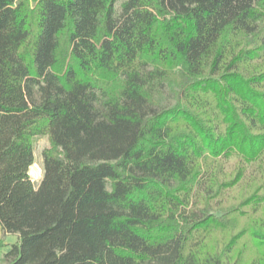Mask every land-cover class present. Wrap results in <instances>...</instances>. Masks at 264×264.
Wrapping results in <instances>:
<instances>
[{
	"label": "trees",
	"instance_id": "1",
	"mask_svg": "<svg viewBox=\"0 0 264 264\" xmlns=\"http://www.w3.org/2000/svg\"><path fill=\"white\" fill-rule=\"evenodd\" d=\"M33 2L0 0V224L18 235L0 264H240L247 231L264 245V71L245 67L264 0Z\"/></svg>",
	"mask_w": 264,
	"mask_h": 264
},
{
	"label": "rangeland",
	"instance_id": "2",
	"mask_svg": "<svg viewBox=\"0 0 264 264\" xmlns=\"http://www.w3.org/2000/svg\"><path fill=\"white\" fill-rule=\"evenodd\" d=\"M20 2L24 6V10L27 13H30L31 9L34 6L33 0H20ZM249 72H263L264 71V55L262 57H259L258 59H255L251 62L250 65L245 66ZM34 144V163L29 168V174L33 182L36 184L42 175L41 170V151L48 146V140L46 137H37L33 141ZM38 168V169H37ZM247 189L237 188L234 190H229L227 192L228 198L226 201V204L234 203L238 201V198L240 196H246ZM250 213H246L243 215H240L237 219L238 228L246 226L248 227V230L250 227H252V224L256 218L250 217ZM258 223H256L257 225ZM262 229L264 230V225L262 226ZM238 252H242V261L240 264H250L252 260H254L257 257H260L261 254L264 252V245H260L255 240L250 238L249 231L246 232L245 235H243L235 245V249L231 253V255L236 256Z\"/></svg>",
	"mask_w": 264,
	"mask_h": 264
},
{
	"label": "crops",
	"instance_id": "3",
	"mask_svg": "<svg viewBox=\"0 0 264 264\" xmlns=\"http://www.w3.org/2000/svg\"><path fill=\"white\" fill-rule=\"evenodd\" d=\"M0 241L2 245L0 246V260L4 253H6L10 249V245L18 242L17 234H4L2 232L1 224H0ZM6 264V263H2Z\"/></svg>",
	"mask_w": 264,
	"mask_h": 264
},
{
	"label": "bare ground",
	"instance_id": "4",
	"mask_svg": "<svg viewBox=\"0 0 264 264\" xmlns=\"http://www.w3.org/2000/svg\"><path fill=\"white\" fill-rule=\"evenodd\" d=\"M38 169V168H37Z\"/></svg>",
	"mask_w": 264,
	"mask_h": 264
}]
</instances>
